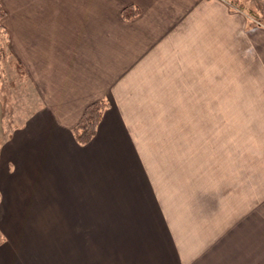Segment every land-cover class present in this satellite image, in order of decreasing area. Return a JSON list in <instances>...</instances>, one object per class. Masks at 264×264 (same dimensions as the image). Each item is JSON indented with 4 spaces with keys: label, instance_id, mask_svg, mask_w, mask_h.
<instances>
[{
    "label": "crops",
    "instance_id": "crops-1",
    "mask_svg": "<svg viewBox=\"0 0 264 264\" xmlns=\"http://www.w3.org/2000/svg\"><path fill=\"white\" fill-rule=\"evenodd\" d=\"M231 4L0 0L37 99L0 141V264H264L256 196L193 170L216 115L224 138L252 106L248 130L264 138L263 28ZM101 99L96 133L78 142Z\"/></svg>",
    "mask_w": 264,
    "mask_h": 264
},
{
    "label": "rangeland",
    "instance_id": "rangeland-1",
    "mask_svg": "<svg viewBox=\"0 0 264 264\" xmlns=\"http://www.w3.org/2000/svg\"><path fill=\"white\" fill-rule=\"evenodd\" d=\"M241 4H235L234 8L245 10L252 18L250 26L257 27L259 30V42H264V0H239ZM230 3V0H229ZM233 5V4H231ZM0 19V24H4ZM10 36L0 27V42L3 48V54L0 60V141L8 136L11 128L19 126L30 115L32 105L37 100L31 85L27 82L24 75L10 64L11 60H16V56L9 49ZM260 103L262 98H256ZM245 104V97L242 98ZM247 104V103H246ZM34 106V105H33ZM239 113L235 114L234 123L237 128L233 133L232 128L225 127V137H220L215 125L220 117L214 116L209 126V141L203 146H194L193 148V170L208 171V183L210 188L216 184V171L222 170L217 174L218 186L220 190L225 187L235 185L242 192V201L247 200L249 193L256 196L257 202L251 203L253 211L264 215V138L254 134L250 135L249 125L256 122V113L252 106L241 107ZM264 114V113H263ZM262 114V115H263ZM230 113L225 115V124L231 121ZM229 123L228 127L232 125ZM263 124V123H262ZM262 143L254 144L255 140ZM194 180H196L194 178ZM253 201V198L248 200ZM251 201V202H252ZM262 202V203H261ZM261 203V204H260ZM254 206V207H253ZM260 214V215H261ZM259 215V216H260Z\"/></svg>",
    "mask_w": 264,
    "mask_h": 264
},
{
    "label": "trees",
    "instance_id": "trees-1",
    "mask_svg": "<svg viewBox=\"0 0 264 264\" xmlns=\"http://www.w3.org/2000/svg\"><path fill=\"white\" fill-rule=\"evenodd\" d=\"M241 4L239 0H232V4ZM138 10H133L131 7H126L123 9V15L125 17L135 16ZM8 12L3 7L0 6V19H3L7 16ZM0 27L3 28L5 33H7V29L4 24H0ZM0 42V60L3 54V48ZM10 64L18 71L20 75H24L23 65L18 60H11ZM108 102L104 99L96 100L91 102L85 109L82 114L78 124L74 128V135L78 142L86 143L92 139L94 134L96 133V129L98 123L100 122L103 112L107 107Z\"/></svg>",
    "mask_w": 264,
    "mask_h": 264
}]
</instances>
